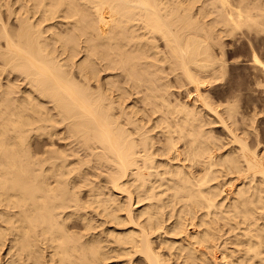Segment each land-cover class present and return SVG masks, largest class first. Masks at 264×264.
<instances>
[{
	"label": "bare ground",
	"instance_id": "6f19581e",
	"mask_svg": "<svg viewBox=\"0 0 264 264\" xmlns=\"http://www.w3.org/2000/svg\"><path fill=\"white\" fill-rule=\"evenodd\" d=\"M239 33L264 0H0V264H264V109L202 91Z\"/></svg>",
	"mask_w": 264,
	"mask_h": 264
},
{
	"label": "rangeland",
	"instance_id": "374dc122",
	"mask_svg": "<svg viewBox=\"0 0 264 264\" xmlns=\"http://www.w3.org/2000/svg\"><path fill=\"white\" fill-rule=\"evenodd\" d=\"M198 4L200 5V3H198ZM252 34L249 36L248 34H242L241 35V33H239L237 35L238 37L236 36L234 38L233 37L231 38V36H227V38L224 37L222 39V41H223L222 43H224V44H222V46L225 47L224 48L225 50L224 49L223 50L226 52V53L224 52L225 53L224 56L227 58L226 59L224 57V59L227 60V65H228L227 71H226L225 76H224L225 79L224 78H222V80L217 79V81L215 80L211 84L206 85L202 88V91L204 93L208 94V92H209L208 95L210 96V99L212 101L216 102L215 103L216 105H218V103L220 105V104H222V102L224 103V101L226 102V98L232 99V97L236 93L239 97L238 98V101H239L238 105H239L240 113H241V111H242V113L250 112V110H252L251 108H254L255 106H257V107L259 106L260 108L263 107L262 109H264V91H263L264 90V84H261V85L256 84L257 75H260V74H258L260 64L258 65V64H255L254 62H253L254 64L252 63V61H253V60H251L252 59V53H251L252 49H250L251 48L250 45L253 42L255 44V45L253 44V46L256 47V49L260 55V58L264 62V37L258 38V40H262L263 42H261L259 44V46H256V43L253 39L256 40L257 38L255 37V34H253V35ZM243 35H246L245 37H248V39L250 37V39H251L250 45L248 43L250 41V39H249V41L246 40L247 38H245ZM240 37H241V39H240ZM217 49L218 48H216V53L218 54L217 51H219V56H220L221 50H219V49L217 50ZM236 60H238V61H236ZM254 67L255 68L257 67L256 68L257 71L255 70ZM228 68H229V70H228ZM252 68H253V70H252ZM254 70H255V72H254ZM254 73H255V75H254ZM187 85L188 84H185L183 86L184 89H183V87H179V89L177 87L175 88V89H177V91H175V92H176V95H178V98H182L180 100L181 101L184 100L185 102H187L188 100L190 101V99H191V97L189 98L190 94H188V92H187V90H185V88L192 90L191 96H193L195 93V92L193 93V91H194L193 86L192 85L187 86ZM239 93H240V96H239ZM218 109L221 110V107L218 106ZM217 124L220 125L219 123H216V124H213L216 127L212 126V127H214V129H213L214 133L216 135H220L221 139H222V137H224L226 140V137H228L227 134L225 133L224 129H222L221 125L217 126ZM257 124H258L259 129L264 132V113H262L261 117H259ZM222 227L223 228H222L221 233L224 232L225 229H226V232L231 231V230H228V227L223 225V224H222ZM223 229H224V231H223ZM226 232L224 233L225 237L222 236L223 239L219 241L220 247H225L224 245H230V244H224L225 242H223L224 239L226 240V238H228V236H231L230 232H229V235H228V232H227V234H226ZM231 233H233V232H231ZM226 235H228V236L226 237ZM222 242L224 244L223 246H221ZM220 249H223V248H220ZM218 252H219L218 254H220V251H218ZM219 264H222V263L219 262Z\"/></svg>",
	"mask_w": 264,
	"mask_h": 264
}]
</instances>
